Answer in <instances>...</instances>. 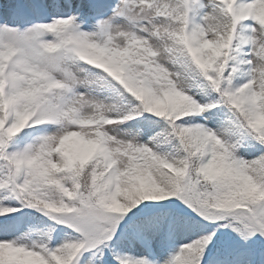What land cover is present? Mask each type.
Segmentation results:
<instances>
[{"label": "snow or ice", "instance_id": "6c2138e0", "mask_svg": "<svg viewBox=\"0 0 264 264\" xmlns=\"http://www.w3.org/2000/svg\"><path fill=\"white\" fill-rule=\"evenodd\" d=\"M0 264H264V0H0Z\"/></svg>", "mask_w": 264, "mask_h": 264}]
</instances>
